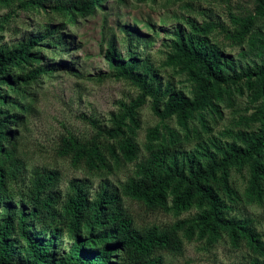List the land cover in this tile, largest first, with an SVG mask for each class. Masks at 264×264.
<instances>
[{
    "label": "trees",
    "instance_id": "obj_1",
    "mask_svg": "<svg viewBox=\"0 0 264 264\" xmlns=\"http://www.w3.org/2000/svg\"><path fill=\"white\" fill-rule=\"evenodd\" d=\"M12 1L0 0V4L9 5ZM45 1L19 0L24 7L32 8H45ZM105 1L54 0L49 6L62 17V23L48 26L11 49L0 46V81L13 82L6 93L0 90V203L6 205L5 218L0 222V264H112V258H116L114 264H165L161 252L182 253V237L201 238L213 244L222 234L235 248L245 243L256 254L251 264H264V240L255 229L254 220L231 213L241 195L230 179L232 166H248L244 198L247 202H264V59L245 74L248 85L254 89L253 99L262 100L259 130L234 133L227 129L222 135L234 137L233 141L223 143L214 136L199 141L195 149L184 148L191 135L190 121L198 115L203 127L210 129L203 112H219L217 102L224 99L225 84L236 83L243 77L225 76L228 61L210 34L222 27L233 42L247 41L251 51L262 55L264 38L251 33L253 14L231 13L233 31L222 22L210 20L198 25L192 18L187 19V29L176 27L163 64L186 74L192 83V96L177 90L170 80L164 85L159 79L160 68L150 58H141L134 51L124 57L109 42L106 55L113 74L130 82L139 93L130 101H119L109 124L90 119L94 128L91 137L82 138L72 132L62 135L58 153L93 174L109 173L136 161L140 150L136 140L140 127L138 110L150 98L160 123L147 131V156L135 163L132 175L120 189L101 183L91 195L86 181L74 179L62 198L56 191L58 173L37 169L31 177L27 200L19 208L10 202L8 180L17 178L22 169L15 145L23 113L33 107L35 100L32 85L42 75L53 77L63 65L71 74L80 75L70 64H42L44 57L32 48L45 40L52 47H59L60 52H70L73 41H68L62 30L68 23L77 24L95 16L98 9L104 8ZM124 30L131 42L138 38L135 29ZM170 117L185 130L183 138L165 122ZM7 143L13 146L8 147ZM123 196L177 217L193 207L198 211L164 227H138L125 208ZM63 224L73 242L56 258L54 243L61 238ZM50 229L53 236L46 239L44 234ZM13 233L25 243L22 249Z\"/></svg>",
    "mask_w": 264,
    "mask_h": 264
},
{
    "label": "rangeland",
    "instance_id": "obj_2",
    "mask_svg": "<svg viewBox=\"0 0 264 264\" xmlns=\"http://www.w3.org/2000/svg\"><path fill=\"white\" fill-rule=\"evenodd\" d=\"M53 1L46 0L45 8L24 7L19 0H13L9 5L0 4V46L11 49L31 35L42 33L48 26L62 23V17L49 6ZM103 5L104 8L98 9L95 16L82 19L77 24L68 23L62 30L68 41H73L70 52H60L59 47H52L45 40L32 48L44 57L42 64H70L80 75L71 74L68 69L62 68L63 65L53 73V77L42 75L31 87L35 100L32 102L33 107L23 113L24 121L19 127L15 145L16 158L21 161L22 169L17 178L8 180L9 200L16 208L27 200L31 177L37 169L58 173L56 191L62 198L66 197L69 182L74 179L86 181L93 195L101 183L107 182L113 188L120 189L121 184L132 175L135 163L147 156V131L160 123V118L152 111L150 98L138 110L140 127L136 140L140 150L136 161L109 173L93 174L80 164L73 165L70 158L58 153L62 135L72 132L82 138L91 137L94 128L90 119L109 124L111 113L119 108V101H130L139 93L130 82L113 74L106 55L109 42H113L124 57L134 51L141 58H150L160 68L159 79L164 85L170 80L177 90L192 96V83L186 74L163 64L171 49L176 27L181 25L187 29V19L192 18L198 25L215 20L232 30L231 13L241 16L253 14L255 22L251 33L264 38V0H106ZM124 27L135 29L138 38L131 42ZM227 33L219 27L210 34V38L220 47L228 61L224 67L225 76L243 77L236 83L225 84L224 99L217 102L219 112H203L210 129L203 127L198 115L190 121L191 135L184 142L187 151L195 149L199 141H208L214 136L223 143L233 141L234 137L222 135L227 129L234 133H256L261 126L262 100L253 99L254 89L248 85L245 74L247 70L256 69L261 64L264 52L260 55L257 51H251L247 41L242 44L233 42ZM11 85L12 80L10 83L0 81L1 92L4 94L9 91ZM165 122L184 137L185 130L174 117ZM197 132L200 137H197ZM7 146L12 147L13 144L7 143ZM248 178V166L230 168L231 182L241 195L231 213L252 218L255 229L264 240V202L245 200L244 188ZM123 200L138 227L155 224L164 227L177 218L189 217L198 211L193 207L177 217L162 209H149L142 202L127 196H123ZM5 207V204L0 203V222L5 218ZM62 227L61 238L55 241L53 248L56 258L62 256L73 242L65 224ZM14 236L19 241V249H22L25 243L16 233L12 234ZM44 236L46 239L51 238V229ZM182 239V253L161 252L165 264H251L256 256L245 243L238 248L232 246L226 234H222L213 244L201 238ZM112 259L114 264L116 258Z\"/></svg>",
    "mask_w": 264,
    "mask_h": 264
}]
</instances>
